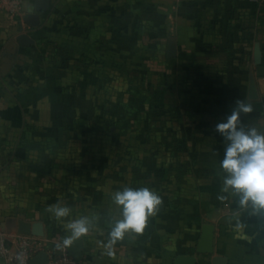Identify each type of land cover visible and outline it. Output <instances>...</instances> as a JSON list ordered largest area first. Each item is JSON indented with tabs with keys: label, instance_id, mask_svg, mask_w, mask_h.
<instances>
[{
	"label": "rangeland",
	"instance_id": "rangeland-1",
	"mask_svg": "<svg viewBox=\"0 0 264 264\" xmlns=\"http://www.w3.org/2000/svg\"><path fill=\"white\" fill-rule=\"evenodd\" d=\"M261 5L253 7V21L264 30V1ZM68 6V0L52 1L34 36V52L12 82L7 81L15 97L34 93L44 102L27 107L28 118L0 132V181L5 186L9 180L17 182V197L27 196L24 203L35 204L59 241L70 234L65 229L68 220L101 218L105 208L121 213L112 200L115 191L149 187L163 199L156 223L165 224L170 231L167 241L183 251L185 237L192 241L197 212L205 206L194 178L201 183L215 179L213 185L221 188L226 176L220 168L226 143L215 127L189 131V126L209 114L217 123L224 121L238 98L254 109L242 116L264 121V76L256 77L258 98L246 96L254 72L252 43L264 40V31L255 33L253 42H199V52L177 59L162 55L150 41L147 26L140 31L132 26L119 42L122 51L110 41L104 55L91 56L79 53ZM260 48L264 63V42ZM189 119L192 123L186 125ZM252 122L250 127L262 132ZM181 161L178 170L161 169L164 163ZM230 194L224 211L232 219L240 217L248 230H259L260 246L264 214H251L250 205L241 208L239 196ZM56 203L72 209L60 222L46 211Z\"/></svg>",
	"mask_w": 264,
	"mask_h": 264
},
{
	"label": "crops",
	"instance_id": "crops-1",
	"mask_svg": "<svg viewBox=\"0 0 264 264\" xmlns=\"http://www.w3.org/2000/svg\"><path fill=\"white\" fill-rule=\"evenodd\" d=\"M52 1L49 0L46 9L37 10L36 0H23L20 13L14 16L0 9V132L7 127L18 126L31 115V109L27 107H36L43 101L34 93L15 97L13 87L7 88V81L12 82L20 65L34 52V36L51 8ZM262 1L264 0H68V9L73 18V38L79 41V53L102 56L103 52H107L110 41L116 43L117 51H122L119 42L125 40L126 34L131 33L132 26H138L139 31L141 27L147 26L150 41L156 43L163 56H166L167 42L174 40L175 56L179 59L192 56L194 51L199 52V42L213 38L253 42V7H259ZM31 13L38 16L36 25L26 22ZM20 32L32 37L33 43L19 44L16 35ZM194 179L196 185L199 184L200 200L205 206L198 210L193 222L192 241L188 237L184 239L185 250L178 251L174 244L167 241L170 231L165 224L160 226L156 223L155 215L149 218L142 235L126 234L122 241L113 246V254L108 255L104 245L107 244L111 227L122 216L120 212L116 214L113 209L105 208L101 211V218L89 217L92 228L87 235L81 237L82 256L77 264H172L176 254L194 253L201 225L205 222L214 225L213 253L196 254L197 264H213L214 257L224 258L223 264H264V241L259 243L260 246L256 245L259 230H248L240 217L232 219L231 214L223 209V204L229 203L228 199L232 197L230 192L222 193L220 186L213 185L216 184L215 179L209 183H201L198 176ZM10 182L11 180L5 186L0 181L2 226L10 232L27 231L28 234L38 236L46 242L47 247L60 243L35 204L26 205L24 200L28 199L27 196L17 197V182ZM11 186H16V189H11ZM218 195H224L227 199L220 201L217 199ZM110 217H116L113 223L110 222ZM238 222L241 227H237Z\"/></svg>",
	"mask_w": 264,
	"mask_h": 264
},
{
	"label": "clouds",
	"instance_id": "clouds-1",
	"mask_svg": "<svg viewBox=\"0 0 264 264\" xmlns=\"http://www.w3.org/2000/svg\"><path fill=\"white\" fill-rule=\"evenodd\" d=\"M253 111L250 102L236 99L231 113L215 125V131L226 143L220 161V168L226 173L221 192L239 196L240 207L250 205L251 214L258 215L264 214V132L244 125L241 120L242 115ZM217 199L223 201L227 197L218 195ZM112 200L120 208L122 218L115 221L108 234L107 244L104 245L108 255L113 254V246L126 234L142 235L149 218L155 216L163 205L162 197L149 187L124 186L113 193ZM46 211L58 222L72 213L69 206L60 203L49 205ZM241 226L238 222L237 227ZM91 228L92 220L88 216L68 220L65 229L70 235L62 237L56 248L62 251L71 246L75 240L87 235Z\"/></svg>",
	"mask_w": 264,
	"mask_h": 264
},
{
	"label": "water",
	"instance_id": "water-1",
	"mask_svg": "<svg viewBox=\"0 0 264 264\" xmlns=\"http://www.w3.org/2000/svg\"><path fill=\"white\" fill-rule=\"evenodd\" d=\"M49 0H36V9H46L48 7ZM29 19L26 21L29 24L36 25L38 23V16L36 13L29 14ZM16 40L21 45H29L33 43V38L25 32H20L16 35ZM167 57H173L176 55L175 43L171 40L167 42L166 52ZM252 62L254 64V72L248 77L247 84V98L257 99L258 91L256 87L257 76H264V63H262L261 48L258 41L252 45ZM0 228L6 232H10L5 229L0 223ZM213 229L214 225L210 222L202 223L200 228L199 237L196 241L194 253H178L172 259V264H197L196 254H212L213 253ZM20 233H29L27 231H19ZM67 252L75 259H80L82 256V238H79L73 242V244L66 248ZM47 260L45 251H38L33 257L29 259V264L43 263ZM213 264H223L224 258L214 257L212 259Z\"/></svg>",
	"mask_w": 264,
	"mask_h": 264
},
{
	"label": "built area",
	"instance_id": "built-area-1",
	"mask_svg": "<svg viewBox=\"0 0 264 264\" xmlns=\"http://www.w3.org/2000/svg\"><path fill=\"white\" fill-rule=\"evenodd\" d=\"M23 0H0V9L14 16L20 13ZM38 251H45L47 260L38 264H77L78 259L66 250L56 246L47 247L46 242L38 236L6 232L0 228V264H29V259Z\"/></svg>",
	"mask_w": 264,
	"mask_h": 264
},
{
	"label": "trees",
	"instance_id": "trees-1",
	"mask_svg": "<svg viewBox=\"0 0 264 264\" xmlns=\"http://www.w3.org/2000/svg\"><path fill=\"white\" fill-rule=\"evenodd\" d=\"M260 25V23H256V22H254V24H253V26H252V28H253V32H254V39L256 38V34L257 33H259L260 31H264V30H262V28H260L261 26H259ZM256 33V34H255ZM258 41L260 42V46L262 45V42H264V40H262V39H259L258 38ZM210 115V114H209ZM209 115H207V116H204L203 118H202V116L201 117H199L198 118V120H197V122H198V124H193V125H191V126H189V129H188V126H187V129L189 130V131H195L196 130V127L198 126L199 127V129H204V128H213V127H215V126H213V125H216L217 124V121L216 120H213V117L214 116H209ZM223 119H225L226 118V116H223L222 117ZM258 117H256V116H241V120L243 121V123H244V125H246V126H251L249 123L250 122H252V121H254L255 122V124L256 125H258L259 127H261V131L262 132H264V121H261V122H259V121H257L258 119H257ZM262 118H264V116H262ZM176 122H177V125H178V127H179V123H181V121L179 120V119H176L175 120ZM254 122H252V123H254ZM186 123H192V121H190V119L189 120H185V124ZM187 125V124H186ZM185 127V126H184ZM206 128V129H207ZM186 129H183V131H185ZM182 136V135H181ZM190 139H193V136L191 137H189ZM187 142H190V141H188L187 140ZM190 145L193 147V143L191 144L190 143ZM185 150H183V152H184ZM187 152V151H186ZM169 165H166L165 163L164 164H162V170H165V173H167V171L169 170V169H171V168H175L176 170H178V169H180L181 167H182V165H183V163H182V161L181 162H179L178 164H176V165H172L171 163H168ZM169 168V169H168ZM167 170V171H166ZM161 178V177H160Z\"/></svg>",
	"mask_w": 264,
	"mask_h": 264
}]
</instances>
